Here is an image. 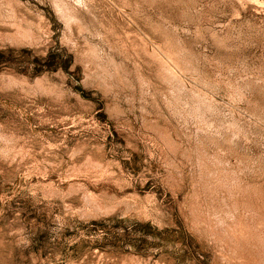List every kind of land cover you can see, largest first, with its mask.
<instances>
[{"label":"rangeland","instance_id":"1","mask_svg":"<svg viewBox=\"0 0 264 264\" xmlns=\"http://www.w3.org/2000/svg\"><path fill=\"white\" fill-rule=\"evenodd\" d=\"M0 264H264V0H0Z\"/></svg>","mask_w":264,"mask_h":264}]
</instances>
